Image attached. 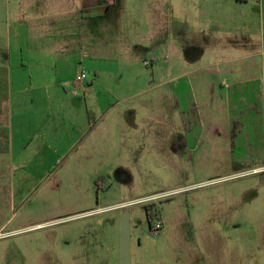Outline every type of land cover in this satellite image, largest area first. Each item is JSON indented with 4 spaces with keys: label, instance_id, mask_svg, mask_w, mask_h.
Returning <instances> with one entry per match:
<instances>
[{
    "label": "rangeland",
    "instance_id": "rangeland-1",
    "mask_svg": "<svg viewBox=\"0 0 264 264\" xmlns=\"http://www.w3.org/2000/svg\"><path fill=\"white\" fill-rule=\"evenodd\" d=\"M21 6L0 0V64L11 55V75L22 73L19 47L35 38ZM85 16L93 43L110 46L102 65L120 77L103 84L124 93L108 100L131 124L104 158L55 161L32 145L0 162V264H121L124 210L130 264H264V110L222 107L221 122L236 116L240 127L208 126L199 0H91ZM65 34L60 41L70 42ZM63 77L72 90L70 71Z\"/></svg>",
    "mask_w": 264,
    "mask_h": 264
},
{
    "label": "crops",
    "instance_id": "crops-1",
    "mask_svg": "<svg viewBox=\"0 0 264 264\" xmlns=\"http://www.w3.org/2000/svg\"><path fill=\"white\" fill-rule=\"evenodd\" d=\"M90 2L21 0L27 32L35 38L19 47L17 65L22 73L11 75V55L6 65L0 64V162L11 161L14 153L22 157L32 145L36 156L55 161L67 157L91 161L93 153L104 158L108 144L116 142L111 137L119 134L118 128L131 124L124 117L126 110L117 113L108 100L124 93L111 95L103 85L121 81L102 65L110 46L100 38L93 43L85 16ZM63 22L77 25L78 34L61 29ZM64 32L72 37L70 42L60 41ZM154 62L151 58L150 67ZM86 68L88 82L75 84L76 75L87 73ZM67 70L74 86L70 91L65 87L70 82L63 77ZM199 73V93L205 88L203 100L212 99L210 128L240 127L236 116L231 124L221 122L217 116L222 107L237 114L241 105L264 110V0H199ZM75 94V100H68ZM125 95L133 96L129 91ZM111 114L116 118L109 123Z\"/></svg>",
    "mask_w": 264,
    "mask_h": 264
},
{
    "label": "water",
    "instance_id": "water-1",
    "mask_svg": "<svg viewBox=\"0 0 264 264\" xmlns=\"http://www.w3.org/2000/svg\"><path fill=\"white\" fill-rule=\"evenodd\" d=\"M130 215L124 210L120 219V259L121 264H130Z\"/></svg>",
    "mask_w": 264,
    "mask_h": 264
},
{
    "label": "built area",
    "instance_id": "built-area-1",
    "mask_svg": "<svg viewBox=\"0 0 264 264\" xmlns=\"http://www.w3.org/2000/svg\"><path fill=\"white\" fill-rule=\"evenodd\" d=\"M144 65L145 66H148V62H144ZM88 75H87V73L86 72H81V73H79L78 75H76V77H75V79H74V82H75V84H77V85H79V86H82V85H84V84H86L87 82H88ZM159 224V223H158ZM156 228H158V226L156 227ZM158 230V229H157ZM156 230V231H157ZM155 231V232H156Z\"/></svg>",
    "mask_w": 264,
    "mask_h": 264
},
{
    "label": "trees",
    "instance_id": "trees-1",
    "mask_svg": "<svg viewBox=\"0 0 264 264\" xmlns=\"http://www.w3.org/2000/svg\"><path fill=\"white\" fill-rule=\"evenodd\" d=\"M235 1H240V0H235ZM151 218H152V216H151V215H149V214L147 213V219H148V222H150V221H151Z\"/></svg>",
    "mask_w": 264,
    "mask_h": 264
},
{
    "label": "flooded vegetation",
    "instance_id": "flooded-vegetation-1",
    "mask_svg": "<svg viewBox=\"0 0 264 264\" xmlns=\"http://www.w3.org/2000/svg\"><path fill=\"white\" fill-rule=\"evenodd\" d=\"M152 219V218H151Z\"/></svg>",
    "mask_w": 264,
    "mask_h": 264
}]
</instances>
